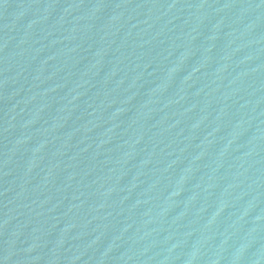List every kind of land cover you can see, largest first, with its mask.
I'll use <instances>...</instances> for the list:
<instances>
[{"label":"water","instance_id":"obj_1","mask_svg":"<svg viewBox=\"0 0 264 264\" xmlns=\"http://www.w3.org/2000/svg\"><path fill=\"white\" fill-rule=\"evenodd\" d=\"M0 264H264V0H0Z\"/></svg>","mask_w":264,"mask_h":264}]
</instances>
